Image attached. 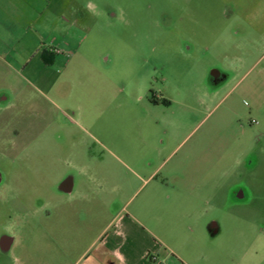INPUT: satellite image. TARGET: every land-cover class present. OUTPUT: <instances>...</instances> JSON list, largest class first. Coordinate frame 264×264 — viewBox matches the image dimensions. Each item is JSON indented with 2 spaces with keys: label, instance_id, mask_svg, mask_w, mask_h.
I'll return each instance as SVG.
<instances>
[{
  "label": "rangeland",
  "instance_id": "1",
  "mask_svg": "<svg viewBox=\"0 0 264 264\" xmlns=\"http://www.w3.org/2000/svg\"><path fill=\"white\" fill-rule=\"evenodd\" d=\"M54 2L53 62L0 101V241L41 225L84 251L86 162L115 153L127 165H97L108 186L91 188L100 220L131 213L165 236L216 222L227 259L264 258V0ZM19 252L0 245V264Z\"/></svg>",
  "mask_w": 264,
  "mask_h": 264
},
{
  "label": "crops",
  "instance_id": "2",
  "mask_svg": "<svg viewBox=\"0 0 264 264\" xmlns=\"http://www.w3.org/2000/svg\"><path fill=\"white\" fill-rule=\"evenodd\" d=\"M54 1L56 0H0V101L8 100L9 92L15 96L20 94L21 82L17 79L25 77L30 66L47 67L53 62L56 50L43 42L42 19L43 3L45 12L49 10L50 14L53 12L58 17L57 6L53 7L54 4L57 5ZM61 19L69 20L65 12ZM12 75L15 76L14 81ZM8 108L5 105L0 110ZM97 165H110L114 169H120L127 163L115 153L106 162L102 160L95 163L92 159L86 162L85 250L80 253L72 252L64 247L71 240L38 225L34 234L23 243L13 236H7L6 240L1 238L3 251L20 247L19 255L10 256L14 257L11 260L17 264H234V259H227L226 255L229 253H221L219 249L216 235L221 228L216 222L208 227L199 222L172 223L169 235L165 236L131 213L118 214L108 221L100 220L106 207H100L97 202V207H93L94 200L99 202V194L91 195V188L92 185H97L101 190H106L108 181L97 175ZM77 181L75 177L62 181L60 190L64 193L73 192ZM118 188L119 185L113 184L112 190ZM98 222H101L99 227ZM32 242L35 253L29 254ZM256 254L258 261H252L251 264H264L263 256H259V252Z\"/></svg>",
  "mask_w": 264,
  "mask_h": 264
},
{
  "label": "clouds",
  "instance_id": "3",
  "mask_svg": "<svg viewBox=\"0 0 264 264\" xmlns=\"http://www.w3.org/2000/svg\"><path fill=\"white\" fill-rule=\"evenodd\" d=\"M144 87H146V85H142L139 89L141 95L143 94Z\"/></svg>",
  "mask_w": 264,
  "mask_h": 264
},
{
  "label": "flooded vegetation",
  "instance_id": "4",
  "mask_svg": "<svg viewBox=\"0 0 264 264\" xmlns=\"http://www.w3.org/2000/svg\"><path fill=\"white\" fill-rule=\"evenodd\" d=\"M0 181H1V178H0ZM3 239H4V240H6V239H7V236H6V235H5V236H3Z\"/></svg>",
  "mask_w": 264,
  "mask_h": 264
},
{
  "label": "water",
  "instance_id": "5",
  "mask_svg": "<svg viewBox=\"0 0 264 264\" xmlns=\"http://www.w3.org/2000/svg\"><path fill=\"white\" fill-rule=\"evenodd\" d=\"M66 184H68V182H66ZM66 184H65V185H66ZM70 187H71V186H70ZM70 187L68 188V190H70V189H71Z\"/></svg>",
  "mask_w": 264,
  "mask_h": 264
}]
</instances>
